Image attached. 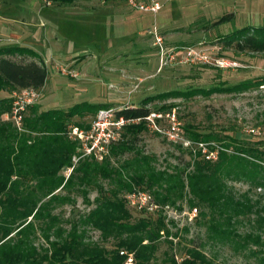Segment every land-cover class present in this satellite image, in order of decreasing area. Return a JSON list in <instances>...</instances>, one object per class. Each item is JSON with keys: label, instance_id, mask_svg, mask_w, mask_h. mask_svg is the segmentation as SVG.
I'll list each match as a JSON object with an SVG mask.
<instances>
[{"label": "trees", "instance_id": "16d2710c", "mask_svg": "<svg viewBox=\"0 0 264 264\" xmlns=\"http://www.w3.org/2000/svg\"><path fill=\"white\" fill-rule=\"evenodd\" d=\"M73 1L50 0L57 4ZM220 38L225 47L233 46L236 51L264 52V24L242 26ZM16 55L39 58L26 46L0 47V92L9 93L0 95V264H121L122 256L117 252L120 247L133 252L134 264H219L204 253L205 242L199 238L187 241L177 261L175 253L170 252L172 239L167 237L178 238L179 230L169 231L164 216L158 213L152 216L137 211L134 218L122 194L133 189L148 191L160 206L184 201L189 207L199 208V224L204 226L208 243L227 245L234 253L246 250L243 256L251 258L253 264H264V148L230 135L183 127L193 140L212 139L220 145L214 159H206L199 151L191 157L189 152L185 166H172L169 172L151 164L154 155L135 148L138 135L148 129L140 120L125 126L100 160L82 156L73 162L80 153L78 140L69 134L70 118L94 114L106 105L82 101L67 109L40 110L31 103L24 107L16 126L11 118V91L39 89L46 78L41 60L16 61ZM254 82L264 84V79L226 87L163 91L144 97L139 104L120 105L116 114L142 118L151 110L146 106L151 98L238 91ZM171 105L154 110L164 111ZM230 180H242L248 188L234 191ZM252 188L261 189V193L253 197ZM90 191L95 192L91 199ZM75 196L82 198L87 209L63 220L59 209L65 204L73 206ZM62 222L68 228L62 227ZM244 222L250 230L240 233L235 226ZM89 229L98 232L96 240H91ZM181 230L188 231L187 227ZM39 236L45 246L36 243ZM161 236L170 251H164L158 259L155 253ZM105 242H109V248Z\"/></svg>", "mask_w": 264, "mask_h": 264}, {"label": "rangeland", "instance_id": "374dc122", "mask_svg": "<svg viewBox=\"0 0 264 264\" xmlns=\"http://www.w3.org/2000/svg\"><path fill=\"white\" fill-rule=\"evenodd\" d=\"M151 1L160 5L155 12L133 6H147ZM262 24L264 0H74L70 4L0 0V47H29L39 58L18 55L13 58L41 60L46 67L45 81L35 90L37 97L33 101L40 110L67 109L82 101L118 108L123 104H139L144 97L173 89H208L264 79V52L236 51L233 46L225 47L220 38L242 26ZM216 59H223L227 66L219 67ZM58 66L67 73H59ZM256 83L238 91L151 98L146 103L151 110L172 104L164 112L174 111L181 134L190 144L171 143L162 134L146 129L138 135L135 148L154 155L151 164L169 172L175 165L183 168L190 155L193 157L199 151L197 140L190 138L183 127L200 133L230 135L264 148V84ZM92 117L90 113L75 115L70 118L68 129L74 125L86 129ZM206 142L209 149L220 145L212 139ZM228 184L237 192L248 188L242 180H230ZM259 193V188L250 190L253 197ZM94 195L90 191L88 197ZM72 199L73 206L65 204L56 209L61 211L63 220L87 209L80 196ZM126 206L134 218L138 217L136 210ZM193 208L184 201L158 205L156 213L164 216L166 228L179 230L178 238L167 237L173 242L171 251L161 236L155 253L158 259L164 251H170L179 261L187 241L199 238L205 242L204 253L219 264H253L251 258L243 256L246 250L243 254L234 253L227 245L208 243L204 226L199 224V208L195 215ZM60 225L68 228L63 222ZM183 227H187L186 233L181 230ZM235 227L240 233L250 230L245 222ZM88 235L94 241L98 232L89 229ZM36 243L45 246L41 236ZM104 245L110 247L109 242ZM119 249L124 248H118L117 252Z\"/></svg>", "mask_w": 264, "mask_h": 264}, {"label": "built area", "instance_id": "2783aa9c", "mask_svg": "<svg viewBox=\"0 0 264 264\" xmlns=\"http://www.w3.org/2000/svg\"><path fill=\"white\" fill-rule=\"evenodd\" d=\"M129 1L132 2V0ZM133 6L151 12H155L160 7L156 1H151L150 5L147 6L143 4H133ZM215 62L219 67L227 66V62L223 59H216ZM56 68L61 74L67 73L61 66ZM69 74L72 77L75 76L74 73ZM12 97L11 118L13 123L18 126L21 112L27 104L33 103L37 97V93L32 88H23L13 91ZM140 120L144 121L149 130L162 134L164 138L171 143L183 146H188L190 144V141L182 136L179 123L173 110L165 112L150 110L147 115L142 118H125L121 115H117L116 108L114 107H102L97 109L93 114L86 129H79L73 126L70 130V136L79 142L77 150L80 153L77 157H73L72 161L75 162L82 156H92L100 160L108 154L109 146L120 138L123 128L130 124H136ZM195 144L198 145L197 149L206 159L215 158L217 149L207 148V142L197 141ZM70 170L71 167L67 168L66 175ZM123 196L126 205L132 207L136 211H143L145 213H156L157 211L158 204L154 202L152 196L147 191L135 189L125 193ZM195 211L196 209L193 208L192 213H194V215ZM118 255L122 256L121 264H134V257L131 251L119 249Z\"/></svg>", "mask_w": 264, "mask_h": 264}, {"label": "crops", "instance_id": "0c3cea01", "mask_svg": "<svg viewBox=\"0 0 264 264\" xmlns=\"http://www.w3.org/2000/svg\"><path fill=\"white\" fill-rule=\"evenodd\" d=\"M13 92V91H12Z\"/></svg>", "mask_w": 264, "mask_h": 264}]
</instances>
